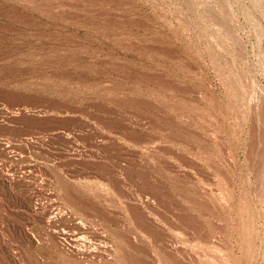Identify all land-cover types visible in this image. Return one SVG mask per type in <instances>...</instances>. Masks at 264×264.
<instances>
[{
    "label": "rangeland",
    "instance_id": "1",
    "mask_svg": "<svg viewBox=\"0 0 264 264\" xmlns=\"http://www.w3.org/2000/svg\"><path fill=\"white\" fill-rule=\"evenodd\" d=\"M0 264H264V0H0Z\"/></svg>",
    "mask_w": 264,
    "mask_h": 264
},
{
    "label": "bare ground",
    "instance_id": "2",
    "mask_svg": "<svg viewBox=\"0 0 264 264\" xmlns=\"http://www.w3.org/2000/svg\"><path fill=\"white\" fill-rule=\"evenodd\" d=\"M72 229V228H71Z\"/></svg>",
    "mask_w": 264,
    "mask_h": 264
}]
</instances>
